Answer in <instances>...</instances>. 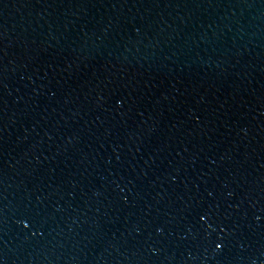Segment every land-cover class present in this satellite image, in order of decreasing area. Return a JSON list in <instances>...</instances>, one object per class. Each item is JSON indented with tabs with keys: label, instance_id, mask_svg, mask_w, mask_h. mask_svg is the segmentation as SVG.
<instances>
[{
	"label": "water",
	"instance_id": "water-1",
	"mask_svg": "<svg viewBox=\"0 0 264 264\" xmlns=\"http://www.w3.org/2000/svg\"><path fill=\"white\" fill-rule=\"evenodd\" d=\"M0 264H264V0H0Z\"/></svg>",
	"mask_w": 264,
	"mask_h": 264
}]
</instances>
